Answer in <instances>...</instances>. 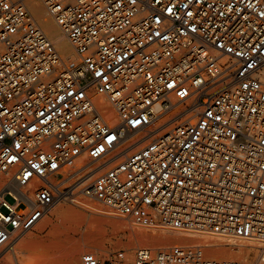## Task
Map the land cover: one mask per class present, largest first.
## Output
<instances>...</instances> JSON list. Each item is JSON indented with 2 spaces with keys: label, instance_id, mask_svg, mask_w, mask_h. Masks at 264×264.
<instances>
[{
  "label": "built area",
  "instance_id": "1",
  "mask_svg": "<svg viewBox=\"0 0 264 264\" xmlns=\"http://www.w3.org/2000/svg\"><path fill=\"white\" fill-rule=\"evenodd\" d=\"M41 1L77 59L0 0V254L81 161L91 195L139 225L264 241V0ZM81 264L242 263L177 244Z\"/></svg>",
  "mask_w": 264,
  "mask_h": 264
},
{
  "label": "rangeland",
  "instance_id": "2",
  "mask_svg": "<svg viewBox=\"0 0 264 264\" xmlns=\"http://www.w3.org/2000/svg\"><path fill=\"white\" fill-rule=\"evenodd\" d=\"M36 1L41 3V0ZM261 79L264 81V69L262 70ZM82 163L79 164L81 165ZM83 172L79 173V175H77L76 173L71 178L67 179V184L65 186L67 198H64L59 205H64L68 201L75 202L70 204L71 207L76 211L82 212L84 215L79 218L71 217L69 219H66L67 221L60 220L58 222L56 218L53 217L52 213H49L45 217V219L42 220L33 230L28 232V234H24V238L23 236H21L23 239L19 238L14 242L13 245L15 246L16 244L14 250L9 252V254L6 252L7 250H5L3 254H0V258L4 254L5 256H7L4 259L0 260V264H67L69 258L68 256H70L72 250L75 248L81 249L80 260L78 264H81L82 257L85 253L95 252L97 254L98 246H103L108 250L107 252H100L98 254V256L102 258L107 257L109 254L120 250L125 251L127 256L132 258L136 250L141 247H150L154 249L162 248L152 243H143L139 240L137 241L136 236H134L136 235L134 231L135 229H142L143 231H146L148 233L156 232L158 230H164L167 231L170 235H186L188 236V239L186 241H172L171 244L168 246H173L177 244L200 245L202 246L206 257L209 259L236 260L238 262H241L242 264H264V262H260L263 254L262 252L264 250V243H261L260 245L261 240L253 239V241L256 242L260 241V248H258V246L256 248L250 247L243 250H234L230 247V245H225L221 247L222 249L229 250L227 253L213 255L210 252L209 235L214 234L216 235V237L223 240H243L235 236H224L203 230H176L162 226L159 223L152 226H142L129 219L123 218L119 213L102 204L91 194L87 193L83 189H80V187L78 189V186H80L86 180V171ZM81 175L82 177L80 178ZM96 177L97 175L94 176L92 181H94ZM75 180H77V182L79 183H77ZM80 180L82 181L80 182ZM77 201H95L102 208L109 209L111 210L110 212L113 211L112 213L116 214L117 217L108 219H97L94 215L81 208L80 205L78 206ZM91 216L94 217V219ZM122 220L127 221V223L131 221L129 222V224L131 223V226L133 227L128 224V228L127 223L125 225ZM94 223L96 224V226ZM92 226L95 227L93 228ZM100 228H102L101 231ZM102 231L104 232L103 235ZM132 237H135V247L130 246L131 240L133 239Z\"/></svg>",
  "mask_w": 264,
  "mask_h": 264
},
{
  "label": "bare ground",
  "instance_id": "3",
  "mask_svg": "<svg viewBox=\"0 0 264 264\" xmlns=\"http://www.w3.org/2000/svg\"><path fill=\"white\" fill-rule=\"evenodd\" d=\"M25 4L27 5L28 9L33 13V15H34L35 19L37 20L38 24L42 27V29L45 31V33L48 35V37L54 42V44L56 45V47L60 51V53L63 55V57L69 62H72V61L74 62L77 59L75 48L73 47L72 43L67 38L66 34L63 32L62 28L58 25L56 20L49 14V12H48L47 8L45 7V5L43 4V2L41 1V3H40V2H38L36 0H25ZM97 102H98L99 106H101L103 108H106L108 110V112H110L111 117L116 120V114L114 113V111H112L109 103L105 99L104 100H102V99L100 100V98H99L97 100ZM179 110H180V108L176 109V111H179ZM82 162H84V161H81L80 163H82ZM79 167L82 168V169L86 168L85 170H87V171L85 173L86 180L85 181L83 180L84 182L80 186H78V189L80 187V189H83L87 193L91 194V189H92V185H93L92 179L96 175L95 174L96 170H93L91 167H89V164L87 162L86 163H82ZM73 174H75V173H72L69 178H71ZM77 175H79V174H77ZM81 177H82V175L80 176V178ZM74 179H77V178H74ZM75 181L77 182V180H75ZM81 181L82 180H80V182ZM77 183H79V182H77ZM66 198H67V194H66L65 199ZM72 203H75V202L68 201L64 205H59L60 204V202H59L54 208L51 209L50 213H52L53 217L56 218V220L58 222L60 220L63 221V220L69 219L71 217H74V218L82 217L84 214L82 212H79V211H76L75 209H73L71 207V205H70ZM77 203H78V206L80 205L81 208H83L85 211H87V212L91 213L92 215H94L97 219H108V218L117 217L116 214L112 213L113 211L110 212L111 210L106 209V208L105 209L102 208L95 201H89V202H85V201L84 202L83 201L79 202V201H77ZM92 218L94 219V217H92ZM116 219H119V218H116ZM124 221H123V223H125V225H126L127 221H125V222ZM129 222H131V221H129ZM129 222L127 223V227H128ZM125 225H124V227H125ZM129 225L131 226V223ZM95 226H96V224H95ZM95 226H92V227L94 228ZM131 227H133V226H131ZM135 227H134V229H135ZM101 230H102V228H100V231ZM134 231L136 233V235H134V236H136L137 241L139 240V241H141L143 243H152V244L158 245L160 247H168V245H170L172 241L182 242V241H186L188 239V236H186V235H179V236L170 235V234H168L167 231H164V230H158V231L152 232V233H148L146 231H143L142 229L141 230L140 229H135ZM103 234H104V232L102 233V235ZM20 238L23 239L24 236H23V238L22 237H20ZM237 238H239V237H237ZM209 239H210L209 240V242H210V244H209L210 252L213 255H220L222 253H227L229 251V250H226V249H222L221 246L230 245V247L232 249H234V250H243V249L250 248V247L251 248H253V247L256 248V247L259 246V242H260V241H258V242L253 241L252 238H240L243 241L234 240V239L233 240H228V239L223 240V239H220V238L216 237V235H214V234L209 235ZM134 240H135V237L131 240V243H130L131 247H135ZM249 240H251V241H249ZM14 242L7 248L6 252L8 254L12 250H14V248L16 246V244H15V246L13 245ZM261 243H264V242L261 241L260 245H261ZM258 248H260V246ZM107 251H108L107 248H105L103 246H98L97 247V254H99L100 252H107ZM263 252H264V250H263ZM1 254H3V253H1ZM80 254H81V249H79V248L73 249L71 254H70V256H68L69 258H68L67 264H78L79 260H80ZM5 257H7V256H5V254L2 255L0 260L4 259ZM260 262H264V255H262V258H261Z\"/></svg>",
  "mask_w": 264,
  "mask_h": 264
}]
</instances>
